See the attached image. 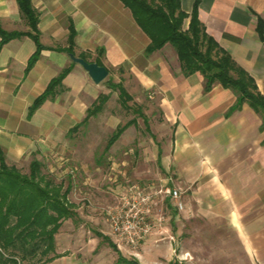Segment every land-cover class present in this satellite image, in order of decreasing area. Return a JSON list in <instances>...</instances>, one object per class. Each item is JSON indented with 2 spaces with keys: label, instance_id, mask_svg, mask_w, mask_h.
<instances>
[{
  "label": "crops",
  "instance_id": "crops-1",
  "mask_svg": "<svg viewBox=\"0 0 264 264\" xmlns=\"http://www.w3.org/2000/svg\"><path fill=\"white\" fill-rule=\"evenodd\" d=\"M196 1L207 33L255 79L264 96V45L258 32L260 23L264 30V0H181L182 9L191 13ZM32 2L40 13L38 28L45 46L39 60L27 72L36 51L29 36L11 40L0 51V148L6 163L19 169L28 161L30 172L34 159L41 161L65 150L71 155L66 135L105 93V84H95L63 51L73 24L77 32L74 54L88 62L100 60L109 75L115 72L121 82L133 80L154 94L165 124L173 128L169 150L158 152L161 172L167 175L160 180L181 189L184 209L177 212L175 201L167 198L156 211L165 214V207L172 208L177 228L182 219L218 222L240 241L247 264H264L261 116L248 103L231 111L236 94L221 84L206 92L199 72L185 77L171 44L146 55L150 39L120 0ZM0 25L7 31L29 30L18 0H0ZM188 25L189 19L185 29ZM67 67L71 72L63 80V92L30 113L36 98ZM105 226L103 233L111 239L106 220ZM168 229L150 236L136 257L140 263H155L153 252L157 243L168 238L163 236ZM90 241L87 249L78 243L70 247L55 236V252L60 257L46 264H116L118 253L113 248L100 246L95 238Z\"/></svg>",
  "mask_w": 264,
  "mask_h": 264
},
{
  "label": "trees",
  "instance_id": "trees-1",
  "mask_svg": "<svg viewBox=\"0 0 264 264\" xmlns=\"http://www.w3.org/2000/svg\"><path fill=\"white\" fill-rule=\"evenodd\" d=\"M133 14L150 43L145 53L150 55L171 44L175 49L181 65L182 74L188 77L199 72L205 79V91H210L216 84L231 89L237 96L234 111L244 103L261 116L264 129V96L259 91L255 79L219 43L210 36L198 16V1L191 13L182 9L181 0H120ZM28 31H7L0 25V51L13 39L29 36L36 44V51L30 57L27 66L29 72L39 60L45 46L40 40L38 28L40 13L32 0H18ZM189 19L188 28L185 21ZM260 39L264 45L262 23L258 26ZM77 32L73 24L69 26L68 47L63 51L74 54ZM101 65L100 60H97ZM71 72V68L63 69L53 78L45 91L31 105L33 113L47 99L63 92V80ZM111 88L119 89V100L123 107L129 108L132 96L120 84H111ZM110 96L100 94L87 112L83 122L74 126L70 132L77 130L104 110ZM136 122L131 120L119 124L111 134L106 150L117 142L122 134ZM73 189L72 180L67 186L56 183L44 172V164L34 159L30 164L29 174L22 173L17 167L6 163L0 148V264H21L29 261L32 264H46L59 254L55 252V236L64 221L74 219L78 214L75 204L68 196ZM111 248L118 253L116 264H141L137 258H126L116 244L107 236L97 233Z\"/></svg>",
  "mask_w": 264,
  "mask_h": 264
},
{
  "label": "rangeland",
  "instance_id": "rangeland-1",
  "mask_svg": "<svg viewBox=\"0 0 264 264\" xmlns=\"http://www.w3.org/2000/svg\"><path fill=\"white\" fill-rule=\"evenodd\" d=\"M121 79L110 72L103 81L104 94L110 96L104 110L66 135L65 146L71 155L65 150L40 159L44 172L56 183L67 186L72 180L73 189L68 198L79 209L74 219L64 221L56 235L64 246L78 243L87 249L93 238L100 241V246L108 245L97 236V233L105 235L104 210L118 202L126 186L133 183L157 186L163 183L160 179L167 176L162 174L158 158L161 150H169L173 128L165 124L154 94L140 88L133 80L121 82ZM109 83H121L132 96L129 108L122 106L119 89L111 88ZM131 120L136 123L106 150L115 128ZM19 169L29 174V162L21 163ZM176 211L180 212L177 208ZM164 212L165 227L169 229L163 236L168 238L157 243L152 256L155 263L150 264H247L241 243L229 228L196 218L182 219L183 223L177 228L172 208L165 207ZM172 233L176 235L173 239L170 238ZM71 238H74L73 244L69 242ZM123 254L129 259L136 258ZM21 264L32 263L25 260Z\"/></svg>",
  "mask_w": 264,
  "mask_h": 264
},
{
  "label": "built area",
  "instance_id": "built-area-1",
  "mask_svg": "<svg viewBox=\"0 0 264 264\" xmlns=\"http://www.w3.org/2000/svg\"><path fill=\"white\" fill-rule=\"evenodd\" d=\"M181 194L180 188L172 187L168 182L157 186L139 183L126 186L120 192L118 202L104 210L111 239L118 249L139 256L150 236L165 228L167 217L156 211L158 203L170 198L175 201L177 210L182 211Z\"/></svg>",
  "mask_w": 264,
  "mask_h": 264
},
{
  "label": "water",
  "instance_id": "water-1",
  "mask_svg": "<svg viewBox=\"0 0 264 264\" xmlns=\"http://www.w3.org/2000/svg\"><path fill=\"white\" fill-rule=\"evenodd\" d=\"M68 55L72 62L81 65L85 69L95 84H101L109 76L108 69L99 65L97 62H88L84 58L78 57L73 53H68Z\"/></svg>",
  "mask_w": 264,
  "mask_h": 264
}]
</instances>
